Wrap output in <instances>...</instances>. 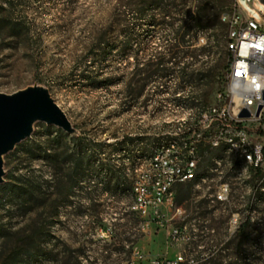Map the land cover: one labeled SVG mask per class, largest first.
<instances>
[{"label":"rangeland","instance_id":"obj_1","mask_svg":"<svg viewBox=\"0 0 264 264\" xmlns=\"http://www.w3.org/2000/svg\"><path fill=\"white\" fill-rule=\"evenodd\" d=\"M120 1L0 0V94L43 89L72 130L67 133L34 122L30 135L1 157L0 264L6 260L13 264H121L134 249L151 258L180 252L188 262L194 260L193 264H227L228 260L210 258L237 253L234 248L222 249L238 235L237 228L246 216L245 198L251 193L249 169L244 171L243 163L234 168L241 157L236 152L229 157L232 151L227 149L208 166L204 165L207 153L176 152V143L185 139L188 129H195L194 139L211 148L212 142H224L218 122L209 112L229 101L222 56L215 78V101L213 98L203 112L173 101L174 96L189 92V88L175 92L173 80L152 79L141 89L138 70L152 55L164 54L168 31L137 21L133 2L126 10L133 36L127 55L120 58L123 37L116 16L123 10ZM238 6L261 21L257 11L264 8L260 4L238 0ZM238 6L233 12L242 16ZM112 15L114 25H110ZM103 34L116 44L107 65L86 56ZM204 43L199 37L195 47ZM216 58L202 56L201 61L211 66ZM100 70L104 71L100 79L108 82L93 86L91 80ZM128 84L129 99L124 95ZM205 114L206 121L202 118ZM245 125L247 142L252 145L262 133L264 121L262 126ZM57 130L82 138L86 145L87 163L75 179L70 165L62 167L61 173L54 161L64 152L77 151L73 141H67V148L65 142H52ZM237 132L231 125L227 135L237 139ZM169 151L184 161H194L197 172L192 180L171 187L173 203L182 211L171 225L186 223L178 242L170 241V225L152 211L140 215L130 208L136 186L145 185L154 170L161 172L164 166L159 165L160 160ZM23 182L31 185L33 194L15 198L10 186ZM221 183L228 185L224 203L214 197ZM259 183L264 185V177ZM146 186L152 190V184ZM256 211L253 219L261 221L264 232V202L256 205ZM245 255L249 264H264V246L250 247Z\"/></svg>","mask_w":264,"mask_h":264},{"label":"trees","instance_id":"obj_2","mask_svg":"<svg viewBox=\"0 0 264 264\" xmlns=\"http://www.w3.org/2000/svg\"><path fill=\"white\" fill-rule=\"evenodd\" d=\"M131 4L136 7L134 14L137 21L145 20L152 28H161L168 31V41L165 44L164 54L152 55L151 61L138 70L137 74L141 76V79L138 80L141 83V89L152 79L173 80L175 81V92H183L186 88H189L188 94L174 96L173 101L183 103L188 110L198 109L199 112H203L210 106V101L213 98L215 101V94L217 93L215 78L218 76L217 70L221 64H219L221 56V62L224 63L226 72L229 71L231 62V53L227 49L229 28L227 24L221 22V15H231L233 13L236 9L235 0H121L119 6L123 10H120L116 15L119 22L117 24H120L121 28L118 33L123 37L120 58L127 55L128 45L133 36V28L129 26L126 19L129 15L126 10ZM148 12H150V15L146 17ZM114 15H112L113 21L111 20L110 25L115 24ZM199 37H203L205 43L201 47H195ZM115 48L116 44L110 43L106 39V34H103L98 41H95L89 47L86 56L91 57L95 62L99 61L106 64L107 58L111 56ZM202 56L217 58L213 65L208 66L206 62L201 61ZM103 73L104 71L100 70L96 73L95 79L92 78L91 84L93 86H104L108 82V79H100ZM98 79L100 81H97ZM129 89L128 84L124 94L125 98L128 99L130 96ZM185 138L186 145L181 142L176 143V152L180 155H186L189 149L193 148V151L197 154L207 153L204 159L205 166L213 164V159L223 157L225 150L228 148L224 144H220L217 148H211L210 145H205L203 142L193 144L194 138H191L190 131L186 133ZM67 141L75 142L77 151L72 154L64 152L65 154L60 155V158H54V161L59 163L60 166L57 168L61 173L62 167L70 165L71 176L75 179L87 163L84 160L86 155L83 153L86 145H84L82 138L69 137L61 130L56 131L52 140L56 145L65 142L64 147L66 148ZM172 141L175 142L171 139ZM191 144L193 145L191 146ZM229 157H233V152L229 154ZM240 163L241 160H236L233 165L234 168H237ZM249 171L251 175L248 184L251 186V193L245 198L246 216L237 228L238 235L230 238L222 249L224 251L234 248L237 253L234 255H215L210 258V261L217 258L228 260L227 264H249L246 262V251L253 246L256 248L264 246V232L262 231L261 221L255 222L254 215H252L253 212L254 214L257 213L256 205L264 202V185L259 183L263 174L257 169L249 168ZM262 189L263 191H261ZM10 191L18 199L23 196L29 198L33 194L31 185L24 182L10 186ZM254 233L257 234L255 238L252 237ZM232 258L235 259L234 263H231ZM198 260L197 258L196 261ZM192 262L195 261L192 260ZM1 264L13 263L11 260H6Z\"/></svg>","mask_w":264,"mask_h":264},{"label":"built area","instance_id":"obj_3","mask_svg":"<svg viewBox=\"0 0 264 264\" xmlns=\"http://www.w3.org/2000/svg\"><path fill=\"white\" fill-rule=\"evenodd\" d=\"M244 1L248 4H260L264 8V3L261 0ZM235 6L237 8L238 0H235ZM238 8L240 7L238 6ZM242 12V16L234 12L231 15H221V22L228 24L229 28L227 44V49L231 53L227 74L229 101L219 109L210 108L209 112L218 122L219 134L223 137L222 141H231L235 152L238 155H247L252 169L259 170L264 177V10L257 11L262 17L261 21L254 20L243 10ZM202 118L206 121V114ZM246 123L263 125L262 133L255 137V142L252 145L248 144L244 132ZM231 125L239 129V132L236 133L237 139L227 135ZM189 131L191 138H194L196 130L188 129L187 132ZM185 140L186 138L181 141L183 145H186ZM195 142L198 140L194 139L193 144ZM218 144V142H212L211 146L215 148ZM189 153H194L193 148L189 149L187 154ZM188 159L187 161L174 160V152L170 153L169 151L167 156L160 160L159 165L164 166H161V172L159 169L154 170L145 185L136 186L135 202L130 207L133 212L140 215H144L148 210L152 211L156 217L161 219V222L169 224L168 237L171 242L180 241L181 229H186L185 224L180 227L171 225L172 221L182 216L180 207L173 203L171 187L175 183L187 181L189 170L196 169L195 162ZM148 183L152 184V190L147 188L146 184ZM227 196L228 185L221 183L214 194L215 201L224 203ZM121 264H193V262L184 259L180 252L172 257L151 258L145 256L139 249H134L129 258Z\"/></svg>","mask_w":264,"mask_h":264},{"label":"water","instance_id":"obj_4","mask_svg":"<svg viewBox=\"0 0 264 264\" xmlns=\"http://www.w3.org/2000/svg\"><path fill=\"white\" fill-rule=\"evenodd\" d=\"M34 122L55 126L67 133L72 131L47 91L28 88L12 95L0 94V183L3 175L1 157L30 135Z\"/></svg>","mask_w":264,"mask_h":264},{"label":"bare ground","instance_id":"obj_5","mask_svg":"<svg viewBox=\"0 0 264 264\" xmlns=\"http://www.w3.org/2000/svg\"><path fill=\"white\" fill-rule=\"evenodd\" d=\"M223 23H225V22H223ZM228 25V24H227ZM220 144H224V145H226V146H228V148H227V150H231L232 152H235V148H232V144H231V141H224V142H220L219 144H218V146L220 145ZM218 146H216L215 148H217ZM162 156V155H161ZM179 155H177V156H174V160H180V161H184L183 159H181L180 157H178ZM239 157H241V163H243L244 164V166H245V169H244V171L245 170H247V169H249V168H251L252 169V167H251V162H250V160L247 158V155H240ZM214 163H216V160H212ZM218 162V161H217ZM227 163V162H226ZM240 165V164H239ZM228 168V167H227ZM195 170L196 169H192V170H189V172H188V174H187V181H189V180H192L195 176H194V172H195ZM243 170V169H242ZM243 172V171H242ZM195 173H197V172H195ZM237 174H238V176H241L238 172H237ZM243 174H244V172H243Z\"/></svg>","mask_w":264,"mask_h":264},{"label":"clouds","instance_id":"obj_6","mask_svg":"<svg viewBox=\"0 0 264 264\" xmlns=\"http://www.w3.org/2000/svg\"><path fill=\"white\" fill-rule=\"evenodd\" d=\"M179 211V210H178Z\"/></svg>","mask_w":264,"mask_h":264}]
</instances>
